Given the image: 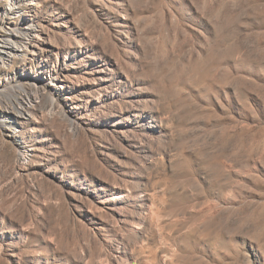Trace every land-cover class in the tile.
Returning <instances> with one entry per match:
<instances>
[{
    "label": "rangeland",
    "instance_id": "374dc122",
    "mask_svg": "<svg viewBox=\"0 0 264 264\" xmlns=\"http://www.w3.org/2000/svg\"><path fill=\"white\" fill-rule=\"evenodd\" d=\"M7 26L0 264H264V0H0Z\"/></svg>",
    "mask_w": 264,
    "mask_h": 264
},
{
    "label": "bare ground",
    "instance_id": "6f19581e",
    "mask_svg": "<svg viewBox=\"0 0 264 264\" xmlns=\"http://www.w3.org/2000/svg\"><path fill=\"white\" fill-rule=\"evenodd\" d=\"M16 8L19 9V6L15 7V12L14 10L10 12L9 14L10 18H15L17 16ZM26 27L28 28V26ZM26 32L27 31L20 30L17 27L7 26V29L4 30V33L2 34L0 38V62L1 64H4L5 60H8V59L10 60L11 58L20 55L23 49L22 43H23V38Z\"/></svg>",
    "mask_w": 264,
    "mask_h": 264
}]
</instances>
